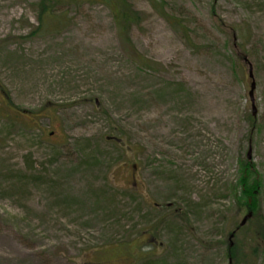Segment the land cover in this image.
I'll return each instance as SVG.
<instances>
[{
    "label": "rangeland",
    "instance_id": "374dc122",
    "mask_svg": "<svg viewBox=\"0 0 264 264\" xmlns=\"http://www.w3.org/2000/svg\"><path fill=\"white\" fill-rule=\"evenodd\" d=\"M127 4L0 0V264H264V0Z\"/></svg>",
    "mask_w": 264,
    "mask_h": 264
},
{
    "label": "trees",
    "instance_id": "16d2710c",
    "mask_svg": "<svg viewBox=\"0 0 264 264\" xmlns=\"http://www.w3.org/2000/svg\"><path fill=\"white\" fill-rule=\"evenodd\" d=\"M59 0H42L43 4L46 3H55L58 2ZM69 1H74V0H69ZM97 1H102L105 3H109L111 5V8L113 10V14L115 16V22L116 24L119 26V29L121 30V32L124 35H128L127 33V27H129L131 24L137 22V14L135 11H133V9L131 8L130 5H128V0H97ZM45 9V13L47 15H50L52 12V10H48L46 9V7H44ZM171 23L174 26L180 25L179 22H177L175 19L172 18V20H170ZM133 59L140 65H147L145 62V58L143 56H141L140 54H138L137 52L133 54ZM121 139V138H119ZM259 186H260V182L256 181L255 185H252V192L254 193V200L255 203L254 206L252 204L251 208H249L250 210L248 211H255V209L257 208V205L259 204L258 201V196H256V193L259 192ZM258 228V227H257ZM146 230H144L143 233H145ZM254 238L256 241H264V227L260 226V228H258L255 232H254ZM257 235V236H256ZM239 249V247H238ZM238 252H240V249L238 250ZM238 255V256H237ZM236 255L237 260L239 259V253Z\"/></svg>",
    "mask_w": 264,
    "mask_h": 264
},
{
    "label": "water",
    "instance_id": "95a60500",
    "mask_svg": "<svg viewBox=\"0 0 264 264\" xmlns=\"http://www.w3.org/2000/svg\"><path fill=\"white\" fill-rule=\"evenodd\" d=\"M254 89H255V83L253 82L252 89H251V92H250L251 96L253 95ZM252 102L254 103V99L253 98H252ZM255 113H256V108L254 109V114ZM252 215H253L252 212H249L247 215H245L244 218L242 219L241 223H240V226H244L248 222L249 218L252 217ZM233 235H234V233L231 235V237H233Z\"/></svg>",
    "mask_w": 264,
    "mask_h": 264
},
{
    "label": "flooded vegetation",
    "instance_id": "af4514ba",
    "mask_svg": "<svg viewBox=\"0 0 264 264\" xmlns=\"http://www.w3.org/2000/svg\"><path fill=\"white\" fill-rule=\"evenodd\" d=\"M235 236V235H234Z\"/></svg>",
    "mask_w": 264,
    "mask_h": 264
}]
</instances>
